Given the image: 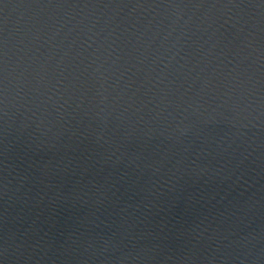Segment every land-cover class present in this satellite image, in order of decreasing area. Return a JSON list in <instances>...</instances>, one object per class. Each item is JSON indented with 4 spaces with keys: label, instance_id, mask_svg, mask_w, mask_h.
Masks as SVG:
<instances>
[{
    "label": "water",
    "instance_id": "1",
    "mask_svg": "<svg viewBox=\"0 0 264 264\" xmlns=\"http://www.w3.org/2000/svg\"><path fill=\"white\" fill-rule=\"evenodd\" d=\"M0 264H264V0H0Z\"/></svg>",
    "mask_w": 264,
    "mask_h": 264
}]
</instances>
